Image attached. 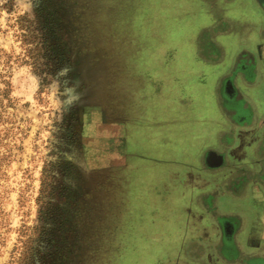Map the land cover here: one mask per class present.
I'll list each match as a JSON object with an SVG mask.
<instances>
[{"label": "rangeland", "instance_id": "1", "mask_svg": "<svg viewBox=\"0 0 264 264\" xmlns=\"http://www.w3.org/2000/svg\"><path fill=\"white\" fill-rule=\"evenodd\" d=\"M158 4L162 19L147 0H0V264H156L198 232L177 179L209 177L215 141L185 118L221 68L196 57V32L219 13L225 45L251 44L260 11Z\"/></svg>", "mask_w": 264, "mask_h": 264}, {"label": "crops", "instance_id": "2", "mask_svg": "<svg viewBox=\"0 0 264 264\" xmlns=\"http://www.w3.org/2000/svg\"><path fill=\"white\" fill-rule=\"evenodd\" d=\"M147 1L154 2L158 7L160 0ZM198 2L203 1L198 0ZM210 5L213 6V4H208V6ZM215 7L214 4L213 8ZM218 14L213 16L212 23H206L198 29L194 43L196 45L193 46V49H195V55L199 60L202 59L204 62H208V65L218 66L223 70L227 55L225 58L223 57L222 61L212 63L211 60L203 59L198 51L202 43L207 42L209 38L218 43L225 54L226 51L230 50L231 52L235 48L234 45H225L224 39L220 40L227 33L232 32L233 24L230 26L228 23L224 24L222 32H215V36L211 31V26L224 20V17ZM162 15L159 6L156 16L162 19ZM255 39L256 46L263 58L264 41ZM250 45L252 46V43ZM218 76L213 78L212 103L208 107L205 105L202 110L196 108L194 110L196 117L193 120L189 116L185 118L192 124H206V133L210 136L208 142L215 141L214 145L205 148L201 156L202 167L212 174H209L210 176L207 178L203 177V179L202 177L195 178L194 175L187 172L183 177L177 179L188 189L189 198H193L191 202L198 203L199 229L197 234L194 233L191 237L181 240L177 244L176 252L165 251L164 254H161L162 259L155 258L156 264H163L161 261L164 260L165 264H264V190L258 180H253V176L248 179L246 177L250 172L255 173V156L252 152L255 134L247 132L242 134L241 138L233 137L236 130L228 126L223 111L218 105L219 100L216 95ZM154 95L159 97L166 94L161 93L159 87ZM254 98L260 101L264 99V95L258 94ZM179 103L182 108L179 107V111L176 110L178 112L187 106L186 101L177 102L178 106ZM206 110L212 113L206 112ZM200 111L202 112L200 113ZM178 116L180 117V113ZM259 118L263 123L264 116ZM127 121L124 122L123 129L126 149L124 155L128 158ZM161 123H165V120ZM113 125L116 128L115 123ZM145 155L147 156L146 153ZM171 177H174V174ZM196 180L199 182L198 184L195 183ZM208 187L212 188L208 189ZM220 197H225L226 204H216ZM222 201L225 202L223 199ZM150 251L148 249L144 253L148 254ZM183 257H186V262L182 261Z\"/></svg>", "mask_w": 264, "mask_h": 264}, {"label": "flooded vegetation", "instance_id": "3", "mask_svg": "<svg viewBox=\"0 0 264 264\" xmlns=\"http://www.w3.org/2000/svg\"><path fill=\"white\" fill-rule=\"evenodd\" d=\"M202 1L206 4H216V0ZM252 1L259 9L260 16L258 22H254V26L250 27L254 30L253 36L264 41V9L256 0ZM223 23L227 25L225 20H221L220 23L211 26L214 36L215 32H222ZM242 38H239L235 48L229 53L226 51V54L218 43L212 41V38L202 43L198 51L203 59L211 60L212 63L222 61L227 55L224 68L217 78L218 105L223 111L228 126L236 130L235 136L232 134L233 137L241 138L240 136L247 132L255 134L252 147L255 156V173L250 172L246 177L248 179L253 176V180H258L264 190V122L261 123L262 119L259 118L264 116V113L262 116L259 115L264 111V99L258 101L251 97V93L255 90L256 94L264 95V57L262 58L259 53L256 39L251 46L248 38L244 36Z\"/></svg>", "mask_w": 264, "mask_h": 264}, {"label": "water", "instance_id": "4", "mask_svg": "<svg viewBox=\"0 0 264 264\" xmlns=\"http://www.w3.org/2000/svg\"><path fill=\"white\" fill-rule=\"evenodd\" d=\"M256 1L264 9V0H256Z\"/></svg>", "mask_w": 264, "mask_h": 264}, {"label": "trees", "instance_id": "5", "mask_svg": "<svg viewBox=\"0 0 264 264\" xmlns=\"http://www.w3.org/2000/svg\"><path fill=\"white\" fill-rule=\"evenodd\" d=\"M55 264V263H54Z\"/></svg>", "mask_w": 264, "mask_h": 264}]
</instances>
